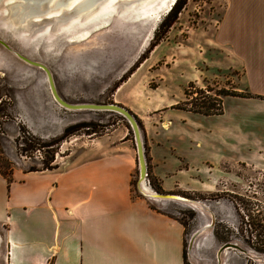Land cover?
Masks as SVG:
<instances>
[{
  "label": "rangeland",
  "instance_id": "rangeland-1",
  "mask_svg": "<svg viewBox=\"0 0 264 264\" xmlns=\"http://www.w3.org/2000/svg\"><path fill=\"white\" fill-rule=\"evenodd\" d=\"M168 1L163 0L152 11L159 10L160 14L154 26L155 13L144 19L130 13L121 19L125 20L122 24L113 23L114 17L107 13L97 20L112 23L93 28L91 36L80 41H70L64 33L54 36L43 33L23 46L1 29L0 36L45 62L66 100L115 102L138 118L151 188L152 180L158 182L149 166L146 146L149 138L159 142L161 136H170L174 129L180 147L208 150V159L189 170L181 187L167 192L206 203L213 218L177 201H167L163 209L184 224L186 264H264V136L254 137L253 141L260 144L257 149L246 146L252 137H238L235 132L232 121L235 103L231 99L226 98L224 113L219 116H204L174 107L187 106L184 90L189 93V100L215 96L219 90L247 91L241 79L242 68L232 67L233 59L213 41L225 0H186L175 21L161 33L159 24L172 6L164 12ZM137 23L142 31L132 37L130 44L129 36L137 30ZM159 35L160 39L151 47ZM75 124L84 126L65 135L66 128ZM102 136L128 139L134 148L132 132L121 115L61 107L52 98L44 74L23 64L0 45L1 159L12 168H40L47 156L53 154V165L65 155L75 153L89 139ZM225 149L228 159L218 161ZM232 157L240 161H233ZM181 162L188 168L189 161ZM136 180L137 171L132 189L142 196L136 189ZM210 222L211 228L191 239L196 230ZM227 242L239 249H221Z\"/></svg>",
  "mask_w": 264,
  "mask_h": 264
},
{
  "label": "crops",
  "instance_id": "crops-1",
  "mask_svg": "<svg viewBox=\"0 0 264 264\" xmlns=\"http://www.w3.org/2000/svg\"><path fill=\"white\" fill-rule=\"evenodd\" d=\"M214 31L232 67L242 68L246 90L262 96L222 99V107L235 103L238 137H252L245 144L257 149L254 137L264 136V0H225ZM173 132L146 143L163 192L180 188L209 157L207 149L180 147ZM75 153L52 169L13 167L9 182L0 174V264H185L183 225L132 189L137 162L129 140L92 138ZM228 157L225 149L218 161Z\"/></svg>",
  "mask_w": 264,
  "mask_h": 264
},
{
  "label": "water",
  "instance_id": "water-1",
  "mask_svg": "<svg viewBox=\"0 0 264 264\" xmlns=\"http://www.w3.org/2000/svg\"><path fill=\"white\" fill-rule=\"evenodd\" d=\"M117 1H120V0H117ZM19 2L20 0H0V9H2V12H0V29L2 32L10 34L12 38L16 39L20 44H23V46H27L30 43L31 38L35 36H39L43 33L48 34L49 36L50 35L54 36L60 33H64L69 37V35L66 32H61L60 30H57L56 33H54L55 31H52L48 26L49 23L51 25H53L52 23H56V21L54 20H60L61 18L60 12L57 15L52 14L50 16H45L43 14L37 13V14H40V16H37V17H35L36 14H31V15H28V18L21 19L23 20L22 22H19L20 20L19 17L16 15L15 11H12L15 9V7L16 8L18 7ZM26 5L28 6L29 3L27 2ZM43 5L45 6L43 7L44 10L45 9L49 10L51 8V6L48 7L47 0H43ZM116 6L117 4L115 5L114 10L109 9L108 11L105 12V14L107 15V13H111V15L114 17V20H112V22L122 24L124 23L125 20H122L121 22H117V20L123 19L122 17H124V15H120L117 12ZM105 14L102 17H104ZM24 20H34V21H32V24H28V22H25ZM35 20H38V21H35ZM97 21H100V20H97ZM109 21L111 22V20H107L103 25H108ZM31 25H34L35 28H32ZM54 26H56V24ZM135 27L137 29V26ZM92 29L93 28H91L89 37L91 36V33L93 31ZM133 33H134V30H133ZM70 38L71 37H69V39ZM0 45L3 46L7 51H9L16 59H18L23 64L34 67L40 70L44 74L45 79L47 80L48 87H49L52 98L61 107L67 110H72V111H80V110L111 111V112H115L121 115L126 120L132 132V135H133L134 148L136 152V162H137L136 189L144 198H146L151 204H153L155 208L164 209L165 207L164 205L166 204L167 201H177V202L186 203L192 208L199 209L192 205L194 204L193 202H197V203L199 202L200 204H202L201 206L204 208V211L201 210L200 208L199 212L201 214L207 213L211 215V218H213V214H212V211L209 209V206L200 200L197 201V199L195 200L193 198L180 195L177 193L154 191L156 198L159 199V201H157V200H154L155 197H152V194L145 192L144 185L147 184L149 187L150 185L147 182V162H146L144 139H143L140 125L136 117L134 116V114L129 109L115 102H108V103L70 102L66 100L64 97H62L61 94L59 93L56 83H55L53 72L51 68L45 62L39 59H36L34 57H31L25 51L7 42V40H5V38H3L2 36H0ZM151 190L153 189L151 188ZM211 226H212L211 222L209 224H203L202 227H200L198 230L194 232L193 236H191V239L195 237V235H198L199 233H201L202 230L204 231L207 228H211ZM191 239L190 241L193 242V240ZM228 247H235L239 249V247H237L234 243H231V242H227L223 244L221 249L228 248Z\"/></svg>",
  "mask_w": 264,
  "mask_h": 264
},
{
  "label": "bare ground",
  "instance_id": "bare-ground-1",
  "mask_svg": "<svg viewBox=\"0 0 264 264\" xmlns=\"http://www.w3.org/2000/svg\"><path fill=\"white\" fill-rule=\"evenodd\" d=\"M27 2L29 3L28 6L26 5ZM47 2H48V7L51 6L49 10L47 9L44 10L43 7L45 6L43 5V0H20L19 2L20 5L18 4V7L17 8L15 7V9L12 11H15L16 15L19 17L20 19L19 22L23 21L21 19L28 18V15H31V14H36L35 17H37V16H40V14H43L45 16H50L52 14L57 15L60 12V16H61L60 20H54L56 21V23H52L53 25L49 23L48 24L49 28L52 31H55L54 33H56L57 30H60L61 32H66L69 35V37H71L70 38L71 41H80V40H83L89 37L91 28L95 29L97 28V26L99 27L100 25H103L107 21V20L97 21L96 19L99 17H102L105 14V12L108 11L109 9L114 10L116 4H117L116 6L117 12L120 15H124V17H126L127 14L135 13L137 17L143 18V17L151 16L150 14L155 13L153 14L155 16H153V18L151 17L152 25L154 26L157 19L160 17V14H158L159 10L154 11V12L152 11L155 8L159 7V3L163 2V0H120V1H117V0H47ZM170 4L171 5L173 4L172 0L168 1L167 5L165 6L164 12L167 10ZM37 13H40V14H37ZM24 21L28 22V24H32V21L34 20H24ZM35 21H38V20H35ZM121 21L122 20H117V22H121ZM135 21L139 22V20H135ZM55 24L56 26H54ZM31 26L32 28H35L34 25H31ZM141 31H142L141 24L138 23L137 30H134V33H132V36H129L130 44L132 42V37L134 38L136 35L140 34ZM122 32L123 31H121V33ZM127 40H126V43H127ZM135 40H137V38H135L133 41ZM144 190L145 192L152 194V197H155V199H157L155 192H154L155 190H151V187H149L147 184L144 185ZM193 203L194 204L192 205L194 207H197L199 209L201 208V210L204 211V208L201 206L202 204H200L199 202L198 203L193 202Z\"/></svg>",
  "mask_w": 264,
  "mask_h": 264
},
{
  "label": "trees",
  "instance_id": "trees-1",
  "mask_svg": "<svg viewBox=\"0 0 264 264\" xmlns=\"http://www.w3.org/2000/svg\"><path fill=\"white\" fill-rule=\"evenodd\" d=\"M186 3V0H175L172 6L170 7L169 11L163 18V20L159 24V28L162 29L161 33H164L170 25L175 21V18L177 17L178 12L180 9L183 7V5ZM161 35L159 37H155L153 42L151 43V47H153L158 40L160 39ZM217 94L215 96H202L201 98H191L190 100L188 99V92L187 90H184V95H185V100L184 103L187 104V106H178L179 104H176V108L189 111L192 113H197L201 114L204 116H214V115H220L223 113V107H222V97L223 96H237V97H262L260 95H254L248 91L242 92V91H235V90H219L216 92ZM138 123L140 124V121L136 117ZM90 125V124H89ZM85 125V126H89ZM84 125L82 124H75L73 126H70L66 128L65 130V135L72 134L79 128L83 127ZM146 153V152H145ZM46 157V155H45ZM0 174H2L6 180L9 182L11 177V171L12 167L9 165L8 162L0 158ZM54 160L53 154L47 156L44 158L43 161H41L42 166L40 168H35V167H29L25 170L27 171H36V170H45V169H52L55 167V164H51V162ZM3 165V168L1 167ZM151 186L153 190L163 192L162 189L159 187L158 184L152 180ZM179 222L183 225L184 224L179 220ZM183 258H184V263L186 264L185 261V256L183 253Z\"/></svg>",
  "mask_w": 264,
  "mask_h": 264
}]
</instances>
